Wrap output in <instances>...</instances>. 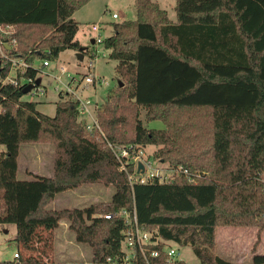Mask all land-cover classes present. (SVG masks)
Returning a JSON list of instances; mask_svg holds the SVG:
<instances>
[{"label": "trees", "instance_id": "1", "mask_svg": "<svg viewBox=\"0 0 264 264\" xmlns=\"http://www.w3.org/2000/svg\"><path fill=\"white\" fill-rule=\"evenodd\" d=\"M88 1L0 0V25L16 30L12 56L34 63L80 50L73 14ZM135 5L137 18L115 22L103 41L126 79L98 110L104 134L88 132L79 100L61 93L54 116L39 111L37 101L24 98V85L6 81L10 64L0 63V223L16 224L15 239L26 252L0 264H107L122 253L135 211L154 238L191 245L200 262H170L167 243L159 242L134 264H240L214 253L217 228L264 229V0H177V22L154 0ZM39 71L25 74L36 79ZM155 118L166 127L149 128L146 121ZM40 141L55 144L53 176L19 179L21 144ZM109 142L133 145V152L155 145L154 156L181 174L132 182L136 163L122 169ZM86 182L114 185L112 198L83 208L48 207L58 193ZM62 219L77 241L92 247L91 263H53L37 253L40 229L53 231ZM248 264H264V253Z\"/></svg>", "mask_w": 264, "mask_h": 264}, {"label": "rangeland", "instance_id": "2", "mask_svg": "<svg viewBox=\"0 0 264 264\" xmlns=\"http://www.w3.org/2000/svg\"><path fill=\"white\" fill-rule=\"evenodd\" d=\"M170 15L176 17L175 11L171 8ZM175 10V9H174ZM118 13L119 17L114 18L113 13ZM73 17L79 21V31L77 39L82 46L88 47L84 59L78 58L75 49H67L60 53L56 60L51 61V65L45 67L46 74H40L41 81L45 83L47 92L43 94L33 95L27 94L25 99H32L37 101V109L42 113L50 116L56 114L57 101L59 100V93L62 91L64 100H75V95L79 94L83 99H90L93 103V110L98 114L102 104L107 100L110 93L116 91L120 87L126 85V79L121 77L116 69L117 60L112 59L109 55V50L103 44L95 45L92 42L95 31L92 28L94 23L102 24V32L104 36L108 37L114 31V23L124 20H135L137 18V11L135 0H89L86 4L75 10ZM9 31L15 32V27L7 28ZM5 29V30H7ZM0 35L6 34V31L0 29ZM5 32V33H4ZM98 50V52H97ZM103 52L107 53L103 56ZM95 54V55H93ZM97 55V56H96ZM97 57V58H96ZM94 65L90 66V61ZM36 67L43 63V59L36 58ZM65 67L63 71L62 67ZM95 72L99 80L95 84L86 86L84 77L87 73ZM69 73V74H68ZM61 76L62 82L58 83L56 76ZM75 76L77 81L69 83L70 76ZM123 85L119 84V81ZM65 83H69L70 87L75 88L76 92L68 93ZM62 86L64 88L59 87ZM60 91V92H59ZM140 116L143 120L146 119V109L140 107ZM149 128L161 129L165 128L166 124L162 119L155 118L146 121ZM157 146L147 145L143 148V153L139 152L137 163L144 164L147 169L148 165L152 166V172L159 173L163 180H170L173 177L181 174L180 167H174L168 161H164L154 156ZM56 147L52 142H25L21 144L19 154V179H31L32 174H41L44 176H53L54 164L56 157ZM148 171V170H147ZM32 173V174H31ZM147 175L146 173H141ZM203 175V173L201 174ZM115 187L112 184H105L104 182H86L78 188L69 189L58 193L55 203L50 204L54 208H83L95 203L106 202L112 198ZM49 207V206H48ZM67 219H62L58 228L53 231L42 230L41 235L36 239L38 252L40 251L51 257L53 263L67 260H78L85 263L93 261V250L90 244L86 242H79L76 239L74 231L71 233H63L66 228L65 222ZM70 228V227H69ZM72 230V229H71ZM219 239L221 242L217 250L214 248V253H219L222 256H233V254L241 253V246L225 241L230 237H238L242 241L250 244L253 239L264 241V229L260 230L256 226H219ZM229 233V234H228ZM228 234L229 236H224ZM238 234V235H237ZM17 235V226L14 223H0V260H13L15 253L19 252L20 246L15 239ZM237 235V236H236ZM71 241L77 242L74 246ZM169 244L173 247H178L180 254L179 260H184L188 263H196L199 261L191 245H179L176 242L170 241ZM25 251L21 250V253ZM26 253V252H25ZM229 258V257H228Z\"/></svg>", "mask_w": 264, "mask_h": 264}, {"label": "built area", "instance_id": "3", "mask_svg": "<svg viewBox=\"0 0 264 264\" xmlns=\"http://www.w3.org/2000/svg\"><path fill=\"white\" fill-rule=\"evenodd\" d=\"M114 18H118V13H113ZM10 25H0V29L6 31V34L0 35V63L2 65H8L10 64V71L8 78L6 81H10L15 86L20 85H28L33 84V88L30 90L28 94L38 95L43 94L47 92V89L45 88L46 85L44 81L40 82V84L36 83V80L39 78L40 74H46L45 67L51 65L50 60H44L42 65L39 67H36L35 63H30L26 59L22 57H14L11 54V49L16 47L17 39L13 36L12 31H9L7 28H9ZM93 30L95 31V35L93 36V39L95 40L94 44L99 45L103 44L104 39L106 36H104V33L102 32V24L100 23H94L92 25ZM7 29V30H5ZM1 32V31H0ZM5 33V32H4ZM98 52V50H97ZM107 53L103 52V56H105ZM97 56V55H96ZM97 58V57H96ZM94 63L91 60L90 66H93ZM31 67L39 68V73L37 78H33L31 76H27L25 73L27 70ZM63 71L65 70V67H62ZM69 74V73H68ZM70 76V82H73L75 79V76ZM56 79L59 82H62L61 76H56ZM99 80L98 75L95 72L87 73V75L84 77L83 81H85L86 86H89L91 84H95ZM69 83H65V87L67 88L68 93H74L76 92L75 88L70 87ZM59 87L64 88L62 86H58L57 89L59 90ZM60 92V91H59ZM62 94V91L60 92ZM59 93V94H60ZM69 95V94H68ZM75 100H79V116L80 119L85 121L86 129L90 133L98 134L102 133L104 134L101 125L98 120V115L95 110V107L93 106L95 103H93L90 99H83L79 94L75 95ZM109 146L113 149L115 152L117 158L121 162V168L127 170V164L128 162H135L136 163V172L130 173L129 178L133 181H139L141 183H146L150 178L154 176H159V173L152 172V166L149 164L147 167L143 164V168L139 167L140 163H137V157H139V152L143 153V149H140L139 151H132L130 150L134 146H117L109 142ZM148 170V171H147ZM146 173L147 175H143L141 173ZM185 174L187 176H190L187 171H185ZM160 177V176H159ZM161 179V177H160ZM163 180V179H161ZM190 180H193V178L190 177ZM113 214L108 213L105 215V217L110 218ZM120 215L129 217V213L126 210H122L120 212ZM130 225L129 227L124 231L123 236V242H122V253L118 255L117 257H109L107 259V264H134L137 260L138 253H141L146 259L148 256V250L150 245L159 244V242H165L167 243V246L165 248L168 261L174 262L178 260V256L180 254L178 247H173L169 244L170 241H164L160 237L155 236V232L151 230H147L144 226L140 225L138 222L136 211L134 212V218L129 220ZM153 255L157 254V251L154 249L151 252ZM15 257H19V253L16 252Z\"/></svg>", "mask_w": 264, "mask_h": 264}, {"label": "crops", "instance_id": "4", "mask_svg": "<svg viewBox=\"0 0 264 264\" xmlns=\"http://www.w3.org/2000/svg\"><path fill=\"white\" fill-rule=\"evenodd\" d=\"M154 1L158 2L159 5L162 8H164V9H166L168 11L169 17L171 18V20L173 22H177L178 21L177 12H176V3H177V0H154ZM169 7L171 8V10L175 11V13H176V17L175 18H174V16H171L170 15V10L167 9ZM76 38H77V36H76ZM57 195L55 196V198L53 199V201L50 204H52V203L54 204L55 203L56 198H57ZM50 204L48 205L49 208H52V209H60V208L50 207ZM65 225H66V228L64 229L63 233H65V234L66 233H68V234L71 233L72 230L69 228V225H70L69 224V221L65 222ZM228 234L227 235L224 234V236H226V238H227V236L230 235V237L228 239H225V241L231 242L232 244L233 243L234 244H237L239 247L241 246V249H240L241 250V253L233 254L232 257L231 256H228L229 258L227 256H222L221 254H219V253L216 252L218 255H220V256H222V257H224L226 259H229L231 261L240 263V264H248V263L252 262V259H253V257H254L255 254H257V253H264V241H261L260 242V241H258V239L255 238V239H253L251 241L250 244L247 245V243H244V242H240V243L236 242V241H242L243 238L242 239H239L238 237L233 238L231 236V234H229V235ZM219 236H220L219 235V232H217V234H216V247H215V250H217V248L219 247V244L221 242V238L219 239ZM71 243L74 246L77 244V242H75V241L74 242L71 241ZM76 261H78V260H70V261L69 260H67V261L62 260V261H59V262H76ZM78 262H81V261H78ZM199 262H200V260L198 262H196V263H199Z\"/></svg>", "mask_w": 264, "mask_h": 264}, {"label": "water", "instance_id": "5", "mask_svg": "<svg viewBox=\"0 0 264 264\" xmlns=\"http://www.w3.org/2000/svg\"><path fill=\"white\" fill-rule=\"evenodd\" d=\"M92 42L94 43L95 40L92 39ZM86 48H87L86 46H82V47L80 48V50H78L77 55H78V58H79L80 60H83V59H84L85 54H84L83 50H85ZM40 82H41V79H40V77H39V78L36 80V83H37V84H40ZM119 84H120V85H123V82L120 80V81H119ZM32 88H33V84H28V85H26V86L23 88V92H24L25 94H28ZM139 167H140V168H143V164L140 163V164H139Z\"/></svg>", "mask_w": 264, "mask_h": 264}]
</instances>
